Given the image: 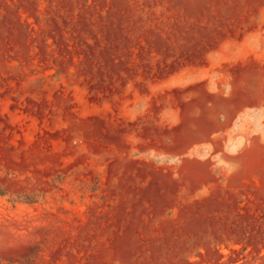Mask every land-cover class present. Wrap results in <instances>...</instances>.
Masks as SVG:
<instances>
[{
	"label": "rangeland",
	"instance_id": "rangeland-1",
	"mask_svg": "<svg viewBox=\"0 0 264 264\" xmlns=\"http://www.w3.org/2000/svg\"><path fill=\"white\" fill-rule=\"evenodd\" d=\"M0 264H264V0H0Z\"/></svg>",
	"mask_w": 264,
	"mask_h": 264
}]
</instances>
